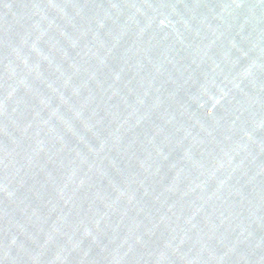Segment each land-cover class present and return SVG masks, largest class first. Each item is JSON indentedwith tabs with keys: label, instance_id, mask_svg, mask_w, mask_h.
Wrapping results in <instances>:
<instances>
[{
	"label": "water",
	"instance_id": "1",
	"mask_svg": "<svg viewBox=\"0 0 264 264\" xmlns=\"http://www.w3.org/2000/svg\"><path fill=\"white\" fill-rule=\"evenodd\" d=\"M0 264H264V0H0Z\"/></svg>",
	"mask_w": 264,
	"mask_h": 264
}]
</instances>
